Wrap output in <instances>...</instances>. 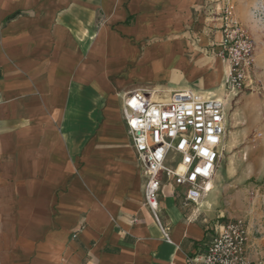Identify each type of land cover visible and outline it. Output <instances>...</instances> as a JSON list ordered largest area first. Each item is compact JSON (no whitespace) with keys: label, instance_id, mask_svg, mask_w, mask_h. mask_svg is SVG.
Instances as JSON below:
<instances>
[{"label":"crops","instance_id":"crops-1","mask_svg":"<svg viewBox=\"0 0 264 264\" xmlns=\"http://www.w3.org/2000/svg\"><path fill=\"white\" fill-rule=\"evenodd\" d=\"M234 1L239 15L253 4ZM208 5L217 15V51L222 0H0V264L202 257L205 232L211 238L219 223L186 221L173 196L161 193L163 239L143 204L121 109L124 95L138 89L129 65L152 50L165 57L167 72L147 89L223 99L207 91L218 79L206 76L207 62L188 60L182 36Z\"/></svg>","mask_w":264,"mask_h":264},{"label":"built area","instance_id":"built-area-1","mask_svg":"<svg viewBox=\"0 0 264 264\" xmlns=\"http://www.w3.org/2000/svg\"><path fill=\"white\" fill-rule=\"evenodd\" d=\"M217 56L228 67L223 87L246 90L255 68L250 35L236 16L234 0H222ZM124 118L135 158L144 179L143 204L155 226L169 242L168 229L160 222L162 189L184 202L197 205L212 191L225 150V104L203 91L171 90L168 93L138 88L122 98ZM247 226L240 218L219 223L202 257L189 264H252L248 258Z\"/></svg>","mask_w":264,"mask_h":264},{"label":"rangeland","instance_id":"rangeland-1","mask_svg":"<svg viewBox=\"0 0 264 264\" xmlns=\"http://www.w3.org/2000/svg\"><path fill=\"white\" fill-rule=\"evenodd\" d=\"M253 3L237 19L250 35L255 50V68L251 72L249 87L238 92L223 87L227 64L217 56L214 42L217 15L210 6L193 17L191 26L183 29L182 36L188 49V60L199 67V61L210 67L206 76L218 79L209 90L226 102L225 150L220 159L216 178L211 184L215 190L197 205L185 203L182 197L162 189L164 198L173 196L186 221L196 220L203 225L210 222L225 223L240 218L247 226L248 243L251 246L249 260L252 264H264V0ZM235 2V1H234ZM199 14V15H198ZM101 44L98 43V52ZM164 56L153 50L143 55L139 64L129 65L135 76L134 88H147L160 84L167 72ZM204 60V61H203ZM203 78L199 73L196 80ZM222 79V80H221ZM221 94V95H220ZM143 185V183H142ZM135 202L142 198L141 190L134 191ZM210 234L205 232L203 243ZM203 246L201 247V251Z\"/></svg>","mask_w":264,"mask_h":264},{"label":"trees","instance_id":"trees-1","mask_svg":"<svg viewBox=\"0 0 264 264\" xmlns=\"http://www.w3.org/2000/svg\"><path fill=\"white\" fill-rule=\"evenodd\" d=\"M19 13H15V14H13V15H11L9 18H13V17H15L16 15H18ZM9 18L7 19V21L9 20Z\"/></svg>","mask_w":264,"mask_h":264},{"label":"bare ground","instance_id":"bare-ground-1","mask_svg":"<svg viewBox=\"0 0 264 264\" xmlns=\"http://www.w3.org/2000/svg\"><path fill=\"white\" fill-rule=\"evenodd\" d=\"M218 99H220V98H218ZM224 104H225V106H226V102L223 100V99H220Z\"/></svg>","mask_w":264,"mask_h":264}]
</instances>
